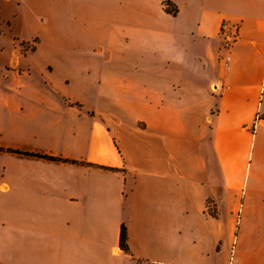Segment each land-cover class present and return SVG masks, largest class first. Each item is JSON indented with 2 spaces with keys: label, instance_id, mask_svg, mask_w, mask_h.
I'll return each mask as SVG.
<instances>
[{
  "label": "crops",
  "instance_id": "0c3cea01",
  "mask_svg": "<svg viewBox=\"0 0 264 264\" xmlns=\"http://www.w3.org/2000/svg\"><path fill=\"white\" fill-rule=\"evenodd\" d=\"M0 192V264H264V0H0Z\"/></svg>",
  "mask_w": 264,
  "mask_h": 264
},
{
  "label": "built area",
  "instance_id": "2783aa9c",
  "mask_svg": "<svg viewBox=\"0 0 264 264\" xmlns=\"http://www.w3.org/2000/svg\"><path fill=\"white\" fill-rule=\"evenodd\" d=\"M228 27V24L227 23H222V31L224 33V50L228 52V49L229 47L232 45L233 41L235 40L236 38V28L234 27H230V28H227ZM32 47H33V42H20L18 44V49H19V52L21 53H24V54H28L31 50H32ZM224 60H225V63L229 60V54L226 53L225 57H224Z\"/></svg>",
  "mask_w": 264,
  "mask_h": 264
},
{
  "label": "rangeland",
  "instance_id": "374dc122",
  "mask_svg": "<svg viewBox=\"0 0 264 264\" xmlns=\"http://www.w3.org/2000/svg\"><path fill=\"white\" fill-rule=\"evenodd\" d=\"M15 56H16V53H15ZM18 56L20 58V61L24 62L23 59H25L27 54H24L22 52L20 53L18 51ZM22 64L23 65L18 64L17 66H26V65H24V63H22ZM12 65H14V62H12ZM0 194H1V192H0ZM16 213L17 212L6 210L5 207L2 205V203H0V234L3 231L2 221H10V218L12 217V215L14 217H16Z\"/></svg>",
  "mask_w": 264,
  "mask_h": 264
},
{
  "label": "trees",
  "instance_id": "16d2710c",
  "mask_svg": "<svg viewBox=\"0 0 264 264\" xmlns=\"http://www.w3.org/2000/svg\"><path fill=\"white\" fill-rule=\"evenodd\" d=\"M125 227L122 226L121 230H120V239H119V244L121 246V248L124 249V251H126L128 249L127 247V243H126V233H125Z\"/></svg>",
  "mask_w": 264,
  "mask_h": 264
}]
</instances>
